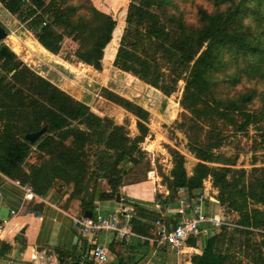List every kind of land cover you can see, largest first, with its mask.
I'll return each instance as SVG.
<instances>
[{
  "label": "rangeland",
  "instance_id": "1",
  "mask_svg": "<svg viewBox=\"0 0 264 264\" xmlns=\"http://www.w3.org/2000/svg\"><path fill=\"white\" fill-rule=\"evenodd\" d=\"M24 1L27 6L31 5L30 0ZM42 1L44 7L58 2V0ZM90 1L97 10L110 15L116 22L112 39L104 50L105 58L102 60L100 72L82 62L80 56L83 50L82 42L64 40L58 53L62 61L58 58L50 59L48 55L41 53L37 45L38 41L29 29L31 20L28 19L25 8H21V16L11 15L0 3V25L8 34L2 42H6L4 46L16 55L17 60L21 62L20 69L23 70L21 71L23 79L21 83H17L14 79L6 77L0 68V99L9 106L15 105L18 112V117L9 118L3 114L0 118V134L8 132L12 136L8 143L0 142V155L7 145L25 143V133L31 131L33 127V130L43 127V123L37 126L33 121L32 112L35 111L36 118L41 116L42 109L58 114L57 107L52 104L45 92L48 88L43 89L36 80L37 76L58 88L63 93V97L85 104L101 119L122 126L130 140L129 145L140 134L134 110L132 107H127L124 101L141 107L147 112V119L143 122L147 130L146 137L138 144L137 152L133 155L135 162L119 166L122 171L121 182L110 187L104 179L99 178L101 173L97 170V160L101 151H107L111 155H115V152L108 151L104 141L99 142L97 136L91 137L84 143L78 142L73 133L76 134L78 130L85 132L87 128L83 122L67 118L65 129L47 131L37 140L35 146L29 147L27 157L19 165V169L13 172L15 180L20 183L25 181L33 170L49 185L39 197L66 210L78 211L77 208L82 210L80 201L93 200L95 205L103 203V208L110 211L104 203L109 202L114 205L115 195L127 199L125 194H129L133 196L131 200L135 202L136 208L148 212L150 218H155L160 215L154 207L156 203L173 207L177 201L178 196L173 193L168 181L175 160L182 157L183 167L188 176L192 175L196 165L201 162L192 151L194 143L211 147L218 145L211 152L215 159L212 161L214 163L206 164L210 168L230 169L232 172L227 176L233 182L241 178L247 184L254 178L262 177L264 175V4L260 3L262 16L253 17L250 11L244 10L245 15L242 21H239L241 30L250 35L248 44L253 52L245 55L224 52L220 55L219 65L208 77L212 95L202 102H207L211 108L215 107L213 100L223 104L222 107L232 105L234 108L229 111V117L224 119L202 107L195 113L184 108L183 80L178 81L174 92L165 96L160 90L132 73L115 68L113 62L120 38L126 30L127 11L134 0ZM157 1L158 5L153 3L154 0H150V7L147 9L156 15L158 21L167 29L180 21L188 28H199L204 13L223 14L226 10L224 5L215 6L212 0ZM243 1L236 0L237 4H242ZM146 2L149 3V0ZM61 5L65 9L70 6L81 7V1L61 0ZM243 6L255 10L258 2L246 0ZM40 13L41 19L46 23L54 19L53 16L49 17L42 11L37 15ZM55 30L60 32L58 27H55ZM259 47L260 52H257ZM159 62L162 64L161 71H166L169 66L165 64L163 66V62ZM7 87L12 88V93L1 96ZM38 90L41 91V95L38 94ZM62 100L64 99L58 100V105ZM247 114L251 118L248 119ZM8 122L10 123L7 127ZM10 124H12L11 128ZM45 141V148L38 149L37 144ZM62 167L65 172L58 171ZM66 178L77 179L79 184L76 187ZM158 185L168 188L172 194L169 197L160 194L159 191L163 189ZM76 191L77 195H75ZM99 192L110 193V197L102 201L97 197ZM209 194L216 199L217 194L213 195L211 192ZM27 207V211L36 215L42 209V207ZM255 207L261 208L260 205ZM217 208L218 205L214 204L205 203L203 206L204 212L207 211L210 215L217 213ZM224 212L231 220L238 219L235 212L227 208H224ZM8 213V207H0V222H3ZM214 235H218L215 236L216 246L225 256V264H264V250L262 251L260 246V239H257L253 233L221 230L214 232ZM209 238L198 237L197 241L203 246ZM112 253V260L108 264H186L188 262V254L178 256L174 253L161 252L157 257H153L150 249L136 241L130 246L120 247L118 252H114L113 249ZM83 254H77L74 258L80 259ZM86 264L97 263L86 261Z\"/></svg>",
  "mask_w": 264,
  "mask_h": 264
},
{
  "label": "trees",
  "instance_id": "2",
  "mask_svg": "<svg viewBox=\"0 0 264 264\" xmlns=\"http://www.w3.org/2000/svg\"><path fill=\"white\" fill-rule=\"evenodd\" d=\"M79 1H81V7L70 6L67 9L62 7L61 0L47 7H44L42 0H30V6H27L24 0H0V3L11 15L21 16L20 10L22 7L25 8L27 17L31 20L29 22L30 31L38 43L51 54L57 55L61 50L62 42L66 39H70L74 43L82 42L83 50L80 55L82 62L100 72L102 60L105 58L104 50L112 39L116 22L110 15L97 10L90 0ZM212 1L217 7L224 5L226 7L225 13H204L199 28H188L180 21L167 29L158 21L156 15L147 9L150 7V0L149 3L146 0H134L127 11L126 30L120 38L113 66L120 71L132 73L140 80L160 90L165 96L174 92L178 81L183 80L185 82L182 99L184 108L186 107L195 113L202 107L227 119L229 111L234 108L232 105L222 107L223 104L213 100L215 107L211 108L207 102H202L206 97L212 95L208 77L219 65L220 55L224 52H234L236 55L253 52L248 44L250 35L241 30L239 21H242L245 15L244 10L250 11L253 17L262 16L260 6L262 3L264 4V0H252L258 2L255 10H249L243 6L246 0L242 4H237L236 0ZM153 3L158 5L157 0H154ZM39 11L49 17L53 16L52 22L43 21L41 13L37 15ZM24 19L23 17L22 20ZM55 27H58L60 32H57ZM257 52H260V47ZM159 61L163 62V66L164 64L169 66L166 71H161L162 64ZM20 64L21 62L17 60L13 52L6 46L0 45V68L6 77L14 79L17 83H21L23 79L21 73L23 70L20 69ZM36 80L44 90L48 88L45 92L58 110L57 114L51 110L42 109L41 116L37 118L35 111L32 112L33 121L36 125L43 123L47 126V131H58L65 129L67 118L83 122L87 131L78 130L76 134L73 133L75 139L84 143L91 137L97 136L99 142L104 141L107 150L114 151L115 155H111L107 151L100 152L97 160V170L101 173L99 178L104 179L110 187L115 183H120L122 171L119 166L135 162L133 155L137 152L138 144L146 137L147 130L143 122L147 119V112L139 106L124 101L127 107H132L134 110L140 134L129 145L130 140L122 126L113 125L109 120L101 119L92 113L85 104L74 102L72 99L69 100L66 96L63 97V93L44 78L37 76ZM166 81H168L167 84ZM11 89L7 87L1 96L12 93ZM37 92L41 95L40 90ZM59 99H64L60 105H58ZM16 110L15 105L9 106L0 99V118L3 117V114L9 118L18 117ZM246 117L251 118L249 114ZM33 121L31 122L34 125ZM9 123L6 125L7 127ZM11 127L12 124H10ZM43 127L36 130H33V127L31 131L25 133V136L38 132ZM25 136V143L7 145L3 154L0 155V173L11 180L16 179L13 177V172L19 169V165L27 157L29 147L35 146L37 142L29 143ZM11 137L8 132L0 134V142L8 143ZM45 146L46 141L37 144L38 149H43ZM202 146L204 145L192 144V151L201 162L196 165L191 176L187 175L183 167L182 157L175 160L168 180L173 193L177 194L179 189H185L193 196L198 195L203 191L204 182L209 180L211 187L217 191L216 200L219 204L238 215L236 224L242 226L247 233H252L253 230L263 231L264 175L260 178H254L247 184L241 178L233 182L227 176L229 172H232L230 169L210 168L206 164L214 163L212 161L215 159L211 152L218 145L214 147ZM125 147L127 149H124ZM58 171L65 172L64 167L59 168ZM234 173L236 172L234 171ZM66 180L72 181L76 187L79 184L78 180L74 178L72 180L66 178ZM21 183L30 186L38 196H41V193L47 190L49 186L46 184V180L38 177L33 170L30 171L27 179ZM166 189L168 191L166 197H169L172 191ZM77 194L76 191L75 195ZM109 195L110 193L99 192L97 197L103 201L110 197ZM94 202L93 200L90 202L80 201L83 215L87 211H92L95 206ZM257 205H260L261 208L255 207ZM160 206L163 207L164 205ZM147 213L136 208L137 217L143 222H139L138 226L134 228L135 232L147 235L150 233L153 224L161 219V214L158 217L150 218ZM218 235H212L206 240L201 254L191 257V264H225L226 258L216 246L217 238L215 236ZM190 244H194V241ZM262 244L264 245V236ZM56 256L59 264L75 262L86 264V262L75 259L74 255L69 252L57 250Z\"/></svg>",
  "mask_w": 264,
  "mask_h": 264
},
{
  "label": "crops",
  "instance_id": "3",
  "mask_svg": "<svg viewBox=\"0 0 264 264\" xmlns=\"http://www.w3.org/2000/svg\"><path fill=\"white\" fill-rule=\"evenodd\" d=\"M0 45H6V42H1ZM37 45L41 49V53H45L50 59L58 58V60L62 61V59H59L58 54H51L39 43ZM15 182L16 180H11L0 173V207H8L9 210L7 217L3 222H0V264H59L56 256L57 250L72 253L74 257L77 254L81 255L87 251L86 241L72 224V218H78L83 215L82 210H79V208H77L78 211L75 209L66 210L41 197H37L33 202H27L24 200V192ZM206 185L209 199L205 203L207 205H218L217 213L210 215L205 211L206 214L210 217L215 216L219 219H226L227 222L234 223L238 226L222 227L221 229L214 228L211 230V236L214 232L221 231L222 229L225 231L239 230L246 232L242 226L236 224L238 219L231 220L219 202L210 196V192L216 195L217 191L211 185ZM158 187L163 189L159 191L160 194H164L165 196L168 194L165 187L161 185H158ZM125 196L127 199L124 196L120 197V199L125 198L128 202L135 203L131 200L133 196L129 194H125ZM104 205L108 210L112 211L118 207V202L115 198L114 205L109 202L104 203ZM27 206L42 207V209L36 215L35 213L27 211ZM154 207L156 211L158 210L160 212L161 219L167 224H170V226H174V224L180 221L177 214V203L173 207H161L159 203H156ZM139 221L143 222L141 219ZM252 233L257 239H260V246L263 251L264 245L262 241L264 235L262 234H264V231L253 230ZM197 239H188L176 254L178 256L188 254V262L186 264H191V256L200 255L202 252L204 245L202 246ZM192 241H194V244H190ZM100 242L105 245L106 250L110 253V261L112 260L113 249L114 252H118L119 248L122 247L121 245L115 244L110 234L103 235ZM140 245L150 249L153 257H157L161 252H169L166 247H156L151 244Z\"/></svg>",
  "mask_w": 264,
  "mask_h": 264
},
{
  "label": "built area",
  "instance_id": "4",
  "mask_svg": "<svg viewBox=\"0 0 264 264\" xmlns=\"http://www.w3.org/2000/svg\"><path fill=\"white\" fill-rule=\"evenodd\" d=\"M15 184L24 192L25 201L33 202L39 197L30 186L21 184L19 181ZM206 184L211 185L209 180L204 182L203 191L195 196L185 189H179L176 203L180 221L170 226L164 220L159 219L147 235L135 232L134 228L140 222L136 207L125 198H121L118 207L112 211H107L102 205L96 204L90 211L91 217L81 215L78 218H72L73 225L87 244V252L81 256L80 261L97 264L109 263L110 253L100 242L102 234H110L115 244L121 246H129L136 241L140 244L166 247L170 253L177 254L188 239L210 237L211 230L214 228L238 227L234 223L227 222L226 219L210 217L204 212L203 203L209 199Z\"/></svg>",
  "mask_w": 264,
  "mask_h": 264
},
{
  "label": "water",
  "instance_id": "5",
  "mask_svg": "<svg viewBox=\"0 0 264 264\" xmlns=\"http://www.w3.org/2000/svg\"><path fill=\"white\" fill-rule=\"evenodd\" d=\"M8 36V34L6 33L5 29L0 25V43ZM47 132V126H44L43 128H41L38 132L32 133V134H27L25 136V139L29 142V143H34L36 142L38 139H40L45 133ZM116 200L117 202L120 201V196L117 195L116 196ZM84 216L86 217H91V212L87 211L84 213ZM71 264H82L79 262H75V263H71Z\"/></svg>",
  "mask_w": 264,
  "mask_h": 264
}]
</instances>
